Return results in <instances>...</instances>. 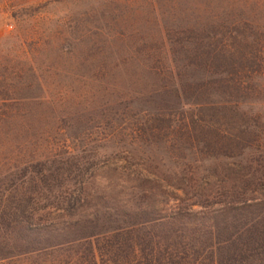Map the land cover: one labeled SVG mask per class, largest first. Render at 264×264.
Instances as JSON below:
<instances>
[{"label": "rangeland", "instance_id": "374dc122", "mask_svg": "<svg viewBox=\"0 0 264 264\" xmlns=\"http://www.w3.org/2000/svg\"><path fill=\"white\" fill-rule=\"evenodd\" d=\"M185 125L218 136L217 164L264 158V0H0V191L45 160L93 162L95 192L110 163L167 173Z\"/></svg>", "mask_w": 264, "mask_h": 264}, {"label": "trees", "instance_id": "16d2710c", "mask_svg": "<svg viewBox=\"0 0 264 264\" xmlns=\"http://www.w3.org/2000/svg\"><path fill=\"white\" fill-rule=\"evenodd\" d=\"M185 127L186 157L167 173L146 161L110 163L112 172L129 173L101 192L90 187L93 162L29 164L19 186L0 191V261L62 255L56 264H254L264 254V158L217 164L218 136ZM199 144L213 153L203 170L191 157Z\"/></svg>", "mask_w": 264, "mask_h": 264}]
</instances>
